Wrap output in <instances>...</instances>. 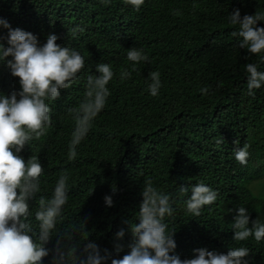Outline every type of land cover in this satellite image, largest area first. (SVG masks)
Returning <instances> with one entry per match:
<instances>
[{"label": "trees", "instance_id": "trees-1", "mask_svg": "<svg viewBox=\"0 0 264 264\" xmlns=\"http://www.w3.org/2000/svg\"><path fill=\"white\" fill-rule=\"evenodd\" d=\"M233 8L242 16L264 15V0H144L138 9L125 0H0V18L11 28L30 31L41 43L53 33L56 43L77 49L85 58L77 79L60 89L57 99L46 101L51 111L45 134L19 153L25 160L37 156L42 167L39 189L29 201L27 222L34 230L39 198L51 195L61 173L68 175V199L42 264H50L57 235L73 231L83 240L75 250L78 260L88 241L102 254L107 249L104 264L124 255L147 182L172 200L173 214L164 222L173 231L174 252L181 259L190 258L194 248L219 253L243 246L249 249L248 264H264V239H232L236 207H245L250 221L264 222L263 182L258 184L264 177V84L249 95L243 67L255 63L264 71V52L248 54L239 47L240 38L231 34L236 26L227 22ZM258 25L264 27V21ZM6 37L7 29L0 27V44L7 46ZM131 47L141 49L148 60L132 68L126 59ZM101 62L114 73L109 95L69 160L74 126L69 109L84 99L86 78ZM122 70L131 75L121 80ZM152 71L160 74L156 96L147 89ZM18 79L0 63V92L18 90ZM244 145L248 156L241 165L233 152ZM197 182L218 195L202 206L199 216H191L179 185ZM106 194L111 206L104 203ZM121 229L124 234L117 238Z\"/></svg>", "mask_w": 264, "mask_h": 264}, {"label": "clouds", "instance_id": "clouds-1", "mask_svg": "<svg viewBox=\"0 0 264 264\" xmlns=\"http://www.w3.org/2000/svg\"><path fill=\"white\" fill-rule=\"evenodd\" d=\"M138 9L144 0H125ZM264 21L260 13L241 15L239 8L228 13L227 22L236 26L231 33L238 36V45L248 54L264 52ZM0 27L7 29L6 45L0 44V63H4L13 77H18L20 85L8 95L0 92V264H42V258L49 255L45 247L53 237L57 219L66 204L68 175L61 173L52 188L51 195L39 198V207L34 212L38 229L34 230L27 222L32 215L29 201L39 189L42 167L38 157L32 155L25 160L19 155L23 146L33 138L45 134L50 123L51 108L46 101H54L60 96V89H67L84 67L85 58L81 53L67 45L56 43L57 36L47 35L44 42L37 36L19 27L11 28L5 18H0ZM76 28L72 30L73 34ZM82 31L83 29H79ZM126 59L136 63L147 61L148 56L141 49L131 47L126 51ZM260 59L264 61V56ZM247 91L264 84V71L258 70L255 63H245ZM114 73L108 63H97L95 73L86 78L84 99L76 108L69 109L74 121L68 142L67 157L76 155V146L86 136L92 121L104 108L109 95L107 87ZM120 79L128 78V70L120 72ZM147 84L148 94L158 95L161 85L160 74L152 71ZM207 89L202 88L201 92ZM235 143V141L233 142ZM247 145L234 149V159L245 164ZM114 190V189H113ZM179 193L184 196L183 207L191 216H199L202 206L210 205L217 199V191L209 185L197 182L179 185ZM142 200L136 213L138 222L130 224L132 241L128 251L119 258L112 257L110 264H248L247 247H230L226 252H215L204 247L194 248L190 258L181 259L174 252L176 247L173 231L167 230L166 216L173 214L169 194L158 191L150 182L143 185ZM106 206L113 201L110 195L103 197ZM231 211V209H229ZM232 239L243 241L251 236L256 241L264 239V222L250 221L249 212L243 206L235 208L231 223ZM123 229L116 237L123 236ZM77 232L57 235L50 264H104L109 258L107 249H101L92 241L84 245L85 255L77 259L75 250L80 242ZM117 245L115 250H120Z\"/></svg>", "mask_w": 264, "mask_h": 264}, {"label": "rangeland", "instance_id": "rangeland-1", "mask_svg": "<svg viewBox=\"0 0 264 264\" xmlns=\"http://www.w3.org/2000/svg\"><path fill=\"white\" fill-rule=\"evenodd\" d=\"M259 182H263V185H260L259 189L264 188V177L258 180V184H259Z\"/></svg>", "mask_w": 264, "mask_h": 264}]
</instances>
